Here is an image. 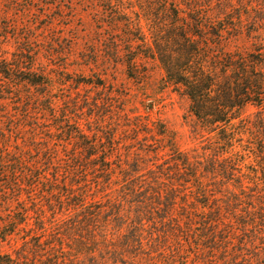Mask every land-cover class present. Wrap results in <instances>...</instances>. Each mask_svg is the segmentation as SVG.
<instances>
[{
    "label": "trees",
    "instance_id": "trees-1",
    "mask_svg": "<svg viewBox=\"0 0 264 264\" xmlns=\"http://www.w3.org/2000/svg\"><path fill=\"white\" fill-rule=\"evenodd\" d=\"M91 1L115 34L107 60L128 78L137 58L156 61L214 147L190 157L105 99L95 120L106 109L115 127L87 134L67 100L59 115L55 70L33 50L0 59V102L40 112V126L4 113L2 137L29 126L33 154L0 149V264H264V0ZM55 38L42 54L57 67L75 41L59 53Z\"/></svg>",
    "mask_w": 264,
    "mask_h": 264
},
{
    "label": "rangeland",
    "instance_id": "rangeland-1",
    "mask_svg": "<svg viewBox=\"0 0 264 264\" xmlns=\"http://www.w3.org/2000/svg\"><path fill=\"white\" fill-rule=\"evenodd\" d=\"M92 9L91 0H0V59L10 61L22 49L33 50L36 69L55 70L52 75L58 82L54 95L58 101L59 115L67 100L68 112L73 119L79 118L81 128L87 134L86 127L92 131L100 130V126L103 129L115 127L108 123L111 113L106 109V112L101 110L105 122L101 124L95 120L96 109L91 104L94 99H105L113 105L114 112L124 107L131 117L145 121L147 127L161 125L167 135L173 138L180 152L190 157L209 156V149L214 147L215 141L191 115L190 103L183 90L165 82L164 73L154 60L137 58L134 78L127 77L123 66L108 61L110 54L105 44L115 38V34L108 30L104 20L92 13ZM52 36L56 37L59 53L67 41H75L67 60L58 56L53 62L57 67L42 54L46 39ZM81 79L90 84L77 86ZM20 93L25 95L23 90ZM0 103L7 104V107L0 106V113H3L0 116V149L5 144L13 149L12 146L16 144L33 154L29 144V126L21 131L14 130L10 138H3L1 130L7 131L6 112L19 118L21 123L30 125L36 122L40 126L39 110H34L30 102L27 104L30 115L24 118L22 110L26 107L16 104L15 107L19 109L15 110L9 100ZM255 112V108L248 107V114ZM143 125L142 130L145 129ZM35 129L40 133V127ZM5 131L4 134H7ZM36 140H40V134ZM155 140H160V137L156 136ZM140 144L147 146L154 145V142ZM15 241L17 245L20 244L17 237ZM1 251L11 252L4 244Z\"/></svg>",
    "mask_w": 264,
    "mask_h": 264
}]
</instances>
